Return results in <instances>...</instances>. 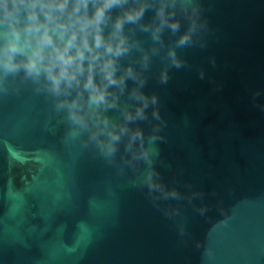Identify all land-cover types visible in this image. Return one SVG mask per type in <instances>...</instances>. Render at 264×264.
I'll use <instances>...</instances> for the list:
<instances>
[{
	"label": "water",
	"instance_id": "obj_1",
	"mask_svg": "<svg viewBox=\"0 0 264 264\" xmlns=\"http://www.w3.org/2000/svg\"><path fill=\"white\" fill-rule=\"evenodd\" d=\"M205 7L209 47L186 50L192 68L149 89L168 120L160 171L203 190L194 203L207 211L183 202L166 219L66 144L47 102L25 89L0 97V264H264V0Z\"/></svg>",
	"mask_w": 264,
	"mask_h": 264
},
{
	"label": "clouds",
	"instance_id": "obj_2",
	"mask_svg": "<svg viewBox=\"0 0 264 264\" xmlns=\"http://www.w3.org/2000/svg\"><path fill=\"white\" fill-rule=\"evenodd\" d=\"M211 34L205 0H0V97L28 89L43 98L66 144L113 168L166 219L181 217L183 202L203 215L194 202L204 191H182L160 171L170 167L168 120L149 83L190 70L183 53L207 49Z\"/></svg>",
	"mask_w": 264,
	"mask_h": 264
}]
</instances>
